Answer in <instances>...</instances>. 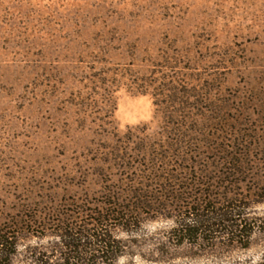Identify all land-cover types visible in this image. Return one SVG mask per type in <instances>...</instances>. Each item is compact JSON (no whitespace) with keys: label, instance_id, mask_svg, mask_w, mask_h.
<instances>
[{"label":"rangeland","instance_id":"1","mask_svg":"<svg viewBox=\"0 0 264 264\" xmlns=\"http://www.w3.org/2000/svg\"><path fill=\"white\" fill-rule=\"evenodd\" d=\"M0 264H264V0H0Z\"/></svg>","mask_w":264,"mask_h":264},{"label":"trees","instance_id":"2","mask_svg":"<svg viewBox=\"0 0 264 264\" xmlns=\"http://www.w3.org/2000/svg\"><path fill=\"white\" fill-rule=\"evenodd\" d=\"M192 230H193V229H188L187 232L189 231V233H190L191 235H195V234H197V231L194 230V232H193ZM190 234H189V235H190ZM104 247H108V246H104Z\"/></svg>","mask_w":264,"mask_h":264}]
</instances>
